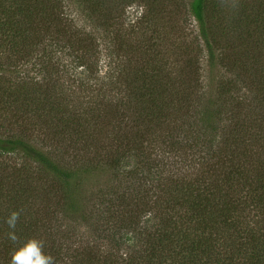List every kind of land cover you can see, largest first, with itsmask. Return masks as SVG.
Here are the masks:
<instances>
[{
	"label": "trees",
	"instance_id": "1",
	"mask_svg": "<svg viewBox=\"0 0 264 264\" xmlns=\"http://www.w3.org/2000/svg\"><path fill=\"white\" fill-rule=\"evenodd\" d=\"M123 1L144 6L140 19L152 31L130 49L122 33L134 28L126 25ZM167 1L187 5L196 20L198 54L191 58L184 51L182 62L164 55L161 64H152L157 42L169 35L160 30L165 15L154 13L167 14ZM231 3L232 14H226L222 0H0L7 42L34 37L47 40L49 48L57 41L80 101L89 103L97 93L113 101V85L134 102L122 105L114 142L100 146L91 127L95 118L79 117L63 100L59 130L91 148L90 157L80 158L82 149L73 145L72 159H66L23 135L0 134V153L21 154L48 175L50 201L40 219V209L26 207L22 194L0 190L11 214L18 213L15 228L7 231L17 241H0V264H11L15 248L31 238L44 242L54 264H264V36L253 33L264 30V0ZM67 6L113 36L99 40L78 29ZM99 44L107 62L97 57ZM47 51L54 56L53 48ZM171 121L184 122L173 129L166 127ZM155 147L174 157L188 155L192 173L172 169L166 176L174 164L147 157ZM110 171L128 179L126 188L135 194L121 192L123 183L111 187L98 217L101 233L84 241L78 227L93 220L84 183Z\"/></svg>",
	"mask_w": 264,
	"mask_h": 264
},
{
	"label": "rangeland",
	"instance_id": "2",
	"mask_svg": "<svg viewBox=\"0 0 264 264\" xmlns=\"http://www.w3.org/2000/svg\"><path fill=\"white\" fill-rule=\"evenodd\" d=\"M231 2L232 0H230V3L228 0H222V6L226 14L228 12L232 14ZM50 3L53 5L55 2L51 1ZM120 3L124 6L125 14L127 15L126 25L128 27H132L133 25L134 28L132 32L126 29L122 33L123 36L129 40V46L138 39L140 44H143L142 40L148 39L149 33L152 32L148 29L149 25H146L140 19L145 10L144 6L138 3L126 4L124 1ZM165 7L168 11L167 14L155 12L154 16L159 19L165 15L164 21L162 20V24H160V30L169 35L166 39L161 38L157 42L159 47L157 46L155 48L151 63L153 62L152 64H154L159 60L161 64V58L164 61V55L169 58L170 62L172 60L176 62L178 58L182 62L185 59L184 51L191 58H195L198 54V49L195 46V38L197 35L196 20L189 13L187 5L186 7L181 6L179 1H175V3L174 1H167L166 5H163V9ZM65 11L71 19H75L78 29L81 28V30L93 32L99 40L100 37L105 38L107 36H110L108 37V40H110L113 36L110 35L112 34L111 32H105L100 24L95 26L92 21L84 19L83 14L72 7H65ZM56 22L54 21L53 24L55 25ZM54 31L55 28L52 32ZM253 33L256 36L259 35V38L264 36V30H260V34ZM6 36L5 32L0 31V66L3 68L0 69V134L3 136L14 134L23 135L28 137L37 146L53 151L60 157H65L66 159H72L73 152L71 147L73 149V145L75 150L82 149L80 153L76 152L80 158H84L85 155L90 157L92 152L91 148L84 149L83 145L77 144L78 140L71 139L66 132L62 129L59 130V126L57 125V112L61 111L64 100V104L77 109L76 114L79 117L86 114L87 117L93 116L95 118L91 122V127L94 133L98 134L96 142H101L98 143L100 146L106 145L108 139L114 142L118 134L117 120L119 116L124 114L122 105L124 103H128L129 105L134 103L132 98L128 96L129 93L115 92L114 86L110 85L108 87L112 91L110 97L112 98L114 96L113 101L104 98L103 94L100 93L89 97V103L84 101L86 98L80 101L81 96L79 92L77 91L76 94L74 91L75 83H73L74 75L71 71L72 69L64 71L65 63L69 64V60L63 57L57 41L53 46L50 45L49 47L53 48L55 52L52 57L48 55L47 50L49 48H47V44L49 42L47 40L41 43L34 37L23 38L19 36L13 44L7 42L9 39ZM99 42L103 45L102 41ZM106 42L111 44L109 41ZM3 44L4 47L1 46ZM139 46L142 47L143 45ZM131 47L132 45L128 49ZM97 48L98 57L101 55L100 49L102 47L99 44ZM101 57L102 61L107 62L108 59L105 55H101ZM134 65V62L131 63L128 69L133 68ZM4 102L8 103L4 104ZM182 122L184 121L178 123L171 121L166 127L174 129V126H180ZM185 132L186 136H191L189 129H185ZM63 137L66 138L64 139ZM162 153L163 155H161ZM150 155L154 159L159 158L160 160L169 161V163L172 162L174 164L166 176L173 172V170L177 172L181 171L184 175L188 172L192 173L191 168L195 166V164L192 167L187 165V159L190 160L188 155L186 156L181 153L179 155L175 154L176 157H174L173 153L162 151L160 147L147 150L146 156L149 157ZM169 155H171V158H168ZM122 183L124 187L122 189L119 188L121 192H127L130 194L129 196L135 194L133 193L134 191H129L126 188L125 184L129 183L128 179L123 176L117 179L111 171L100 177L87 178L83 188L85 196L84 202L88 210L92 211L93 220H90L89 226L82 224V226L79 225L78 227L83 233L84 241H92L94 240L93 236L97 237L101 233L98 228L100 223L98 217H102L103 215L105 208L103 204L104 198H107V192L112 190L111 187H121ZM47 187L48 175L43 172L41 166L36 162L21 154L0 153V190L3 189V193L9 190L18 192L20 195L22 194L23 204L26 207L33 204L40 209V219L44 218L45 205L49 201ZM136 187L138 186L136 185ZM123 188L126 189L123 190ZM3 193L0 194V241L9 239L7 231L11 229L7 222L11 214V209H8L9 200L3 198L7 193L5 195ZM30 193H33V195ZM74 225V223L71 224L72 227ZM106 228L104 226V229ZM102 232L103 236L107 235V232ZM99 243L103 247L105 241H100ZM105 249H112V247L110 244H106ZM0 260L3 261L1 255Z\"/></svg>",
	"mask_w": 264,
	"mask_h": 264
},
{
	"label": "clouds",
	"instance_id": "3",
	"mask_svg": "<svg viewBox=\"0 0 264 264\" xmlns=\"http://www.w3.org/2000/svg\"><path fill=\"white\" fill-rule=\"evenodd\" d=\"M17 219L18 213L14 212L10 215L7 221L10 228H15ZM9 238L13 242L17 241L14 233H10ZM11 264H54V261L50 255L45 253L44 242L36 238H31L15 248L12 254Z\"/></svg>",
	"mask_w": 264,
	"mask_h": 264
}]
</instances>
